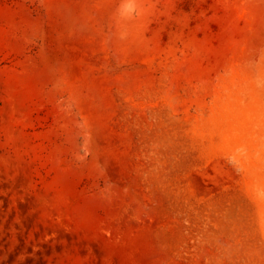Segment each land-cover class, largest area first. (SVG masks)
I'll list each match as a JSON object with an SVG mask.
<instances>
[{"label":"rangeland","instance_id":"rangeland-1","mask_svg":"<svg viewBox=\"0 0 264 264\" xmlns=\"http://www.w3.org/2000/svg\"><path fill=\"white\" fill-rule=\"evenodd\" d=\"M0 264H264V0H0Z\"/></svg>","mask_w":264,"mask_h":264}]
</instances>
